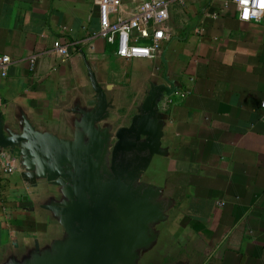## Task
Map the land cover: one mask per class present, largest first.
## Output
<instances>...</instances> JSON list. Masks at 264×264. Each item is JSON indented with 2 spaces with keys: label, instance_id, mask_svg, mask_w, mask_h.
<instances>
[{
  "label": "crops",
  "instance_id": "1",
  "mask_svg": "<svg viewBox=\"0 0 264 264\" xmlns=\"http://www.w3.org/2000/svg\"><path fill=\"white\" fill-rule=\"evenodd\" d=\"M103 0H0V108L23 106L36 123L63 130L61 107L89 89L84 51L99 82L112 85L127 126L140 88L163 54L180 88L167 103L162 176L173 174L174 230L169 253L187 264H264V16L240 22L227 0H178L167 36L151 59L126 60L98 31ZM144 0H114L111 19L130 18ZM67 46L64 61L53 44ZM35 58L33 69L29 60ZM41 188L0 169V254L47 236L34 207Z\"/></svg>",
  "mask_w": 264,
  "mask_h": 264
},
{
  "label": "water",
  "instance_id": "2",
  "mask_svg": "<svg viewBox=\"0 0 264 264\" xmlns=\"http://www.w3.org/2000/svg\"><path fill=\"white\" fill-rule=\"evenodd\" d=\"M89 89L61 107L63 130L35 122L23 106L0 108V155H15L34 201L52 228L42 238L10 245L0 264H187L169 253L174 230L175 177L162 176L167 103L180 88L163 54L140 88L127 126L117 94L102 85L79 46ZM190 264V263H189Z\"/></svg>",
  "mask_w": 264,
  "mask_h": 264
},
{
  "label": "built area",
  "instance_id": "3",
  "mask_svg": "<svg viewBox=\"0 0 264 264\" xmlns=\"http://www.w3.org/2000/svg\"><path fill=\"white\" fill-rule=\"evenodd\" d=\"M178 0H144L128 19L109 16V7L114 0H103L98 6L99 28L95 34L107 44H115V54L126 60L151 59L161 49L167 36L169 14L168 7ZM233 4L240 22H259L264 16V0H227ZM247 13V18H245ZM54 52L64 61L69 56L67 46L59 42L53 44ZM35 58L29 60L33 69ZM10 59L0 57V76L7 75ZM264 109V102L261 104ZM18 160L15 155H0V169L6 174L17 171Z\"/></svg>",
  "mask_w": 264,
  "mask_h": 264
},
{
  "label": "clouds",
  "instance_id": "4",
  "mask_svg": "<svg viewBox=\"0 0 264 264\" xmlns=\"http://www.w3.org/2000/svg\"><path fill=\"white\" fill-rule=\"evenodd\" d=\"M245 18H247V13H245Z\"/></svg>",
  "mask_w": 264,
  "mask_h": 264
},
{
  "label": "snow or ice",
  "instance_id": "5",
  "mask_svg": "<svg viewBox=\"0 0 264 264\" xmlns=\"http://www.w3.org/2000/svg\"><path fill=\"white\" fill-rule=\"evenodd\" d=\"M262 7H264V3H262Z\"/></svg>",
  "mask_w": 264,
  "mask_h": 264
}]
</instances>
